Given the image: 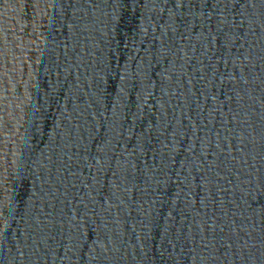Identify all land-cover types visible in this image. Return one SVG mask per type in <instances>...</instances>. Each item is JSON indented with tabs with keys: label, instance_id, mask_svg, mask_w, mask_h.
I'll return each instance as SVG.
<instances>
[{
	"label": "water",
	"instance_id": "obj_1",
	"mask_svg": "<svg viewBox=\"0 0 264 264\" xmlns=\"http://www.w3.org/2000/svg\"><path fill=\"white\" fill-rule=\"evenodd\" d=\"M264 110V0H0V264H144Z\"/></svg>",
	"mask_w": 264,
	"mask_h": 264
}]
</instances>
